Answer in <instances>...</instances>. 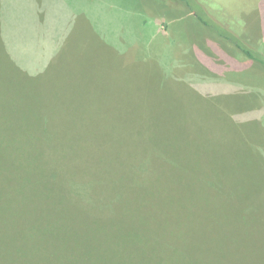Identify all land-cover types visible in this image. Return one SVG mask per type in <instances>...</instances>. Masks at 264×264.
Segmentation results:
<instances>
[{"label":"rangeland","instance_id":"rangeland-1","mask_svg":"<svg viewBox=\"0 0 264 264\" xmlns=\"http://www.w3.org/2000/svg\"><path fill=\"white\" fill-rule=\"evenodd\" d=\"M196 1L264 55V0ZM7 115L24 140L67 132L106 162L165 174L196 197L192 245L264 264V68L175 1L0 0L1 124Z\"/></svg>","mask_w":264,"mask_h":264},{"label":"trees","instance_id":"trees-1","mask_svg":"<svg viewBox=\"0 0 264 264\" xmlns=\"http://www.w3.org/2000/svg\"><path fill=\"white\" fill-rule=\"evenodd\" d=\"M172 1L264 68V55L209 19L196 0ZM6 117V124L0 121L7 130L0 132V264H229L228 249L191 244L184 222L196 197L175 192L165 174L158 183L147 165L106 162L107 151L87 148L67 132L24 140L19 119ZM205 189L217 187L207 182ZM215 195L221 212L229 190L223 185Z\"/></svg>","mask_w":264,"mask_h":264}]
</instances>
